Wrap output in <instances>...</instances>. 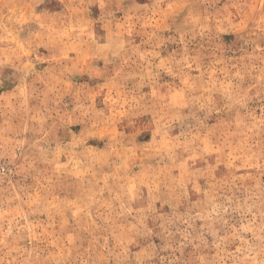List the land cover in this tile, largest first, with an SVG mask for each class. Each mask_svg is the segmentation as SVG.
<instances>
[{"label":"rangeland","instance_id":"1","mask_svg":"<svg viewBox=\"0 0 264 264\" xmlns=\"http://www.w3.org/2000/svg\"><path fill=\"white\" fill-rule=\"evenodd\" d=\"M67 3L0 0V264H264V0Z\"/></svg>","mask_w":264,"mask_h":264},{"label":"clouds","instance_id":"2","mask_svg":"<svg viewBox=\"0 0 264 264\" xmlns=\"http://www.w3.org/2000/svg\"><path fill=\"white\" fill-rule=\"evenodd\" d=\"M42 2V0H41ZM63 3L64 0H61ZM96 0H68V3L66 7L70 10V15H67L63 18L57 17L56 19L59 20L61 26H67L68 21L75 20L77 23L80 21H83L84 17L82 13L86 12L88 5L95 3ZM163 0H153L152 7L147 6H135V0H133L134 7L129 10V22L123 26V31H120L115 27V24H113L112 28V35L109 36L110 43L108 45H105L104 48H111L113 44H115L117 49L123 50L124 49V43H123V37L125 34L131 35L132 31L134 30V25L131 23V21L134 19L136 21H140L143 18L149 17L150 15L154 16L156 13L160 11L159 5L162 3ZM111 3H123V0H103V5L106 7L108 4ZM143 14V15H141ZM111 16V13L108 14ZM39 22V21H38ZM191 23V21H189ZM230 18L228 16H225L223 21H218L216 28L217 31H228L231 30L230 27ZM229 25V27H224L223 25ZM91 25L89 24V27ZM41 29L45 27L44 24L41 23L40 25ZM105 27H108V23L105 24ZM262 28H264V25H261ZM37 35H40L38 33ZM115 37V39H114ZM157 33L156 31H153L152 34L149 37L150 41H154L153 43V55L156 56V59H160L156 54L159 51V48L163 41L161 39H157ZM118 41V42H117ZM25 43L30 44L31 41H25ZM86 43L90 45H94L96 41L94 39H90L86 41ZM103 50V49H102ZM115 54V52L113 53ZM156 59L152 60V63L150 65H146L145 71L143 73V79H153L155 76H158L161 71L169 72L170 74L174 73L177 76H184L186 75L185 69L190 68V65L187 62L186 58H181L180 60H176L174 58H169L168 60L162 61L161 63H157ZM7 63L6 60L0 59V65ZM193 63H197V61L193 60ZM203 76V74H202ZM208 83H212L209 81ZM185 91H189L187 88ZM190 95L191 92L189 93ZM236 94L229 95V99L233 100V103L239 104L241 103L243 97L235 98ZM201 99H203V96L197 97L192 95V99L189 101L190 104H198L199 109H203L207 107V104L201 103ZM193 116H195V112L192 113Z\"/></svg>","mask_w":264,"mask_h":264}]
</instances>
